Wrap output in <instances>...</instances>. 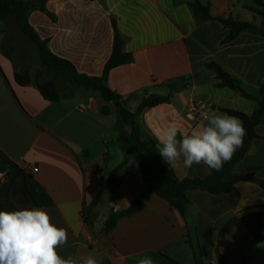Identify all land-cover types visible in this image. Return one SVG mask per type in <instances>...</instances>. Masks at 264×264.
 I'll list each match as a JSON object with an SVG mask.
<instances>
[{"label": "crops", "instance_id": "crops-1", "mask_svg": "<svg viewBox=\"0 0 264 264\" xmlns=\"http://www.w3.org/2000/svg\"><path fill=\"white\" fill-rule=\"evenodd\" d=\"M194 0H47L29 23L50 51L89 77H102L113 53L116 21L125 51L133 62L110 71L107 87L131 100L137 112L151 95L168 103L138 114L144 140L175 126L188 134L203 124L200 113L230 109L252 115L255 99L219 87L216 63L240 81L243 90L258 96L264 85L263 17L254 0H200L214 18H233L258 29L224 43L229 30L218 21L200 23ZM1 22V21H0ZM4 25H1L0 27ZM0 36V210L42 207L52 222L68 231L59 254L92 255L99 264H137L150 256L155 264H198L187 242L188 223L196 226L205 264H264V187L247 177L264 180V123L259 138L236 166L241 177L235 191L212 195L189 191L190 218L186 221L170 204L148 194L144 210L124 217L110 232L109 218L130 208L148 190L142 158L125 161L118 114L102 95L84 88L69 99L48 101L36 83L22 86L15 66L2 51ZM109 114H103L104 106ZM38 168L37 173L32 169ZM179 179L206 178L204 164L174 167ZM114 183L103 190L102 178Z\"/></svg>", "mask_w": 264, "mask_h": 264}, {"label": "trees", "instance_id": "trees-1", "mask_svg": "<svg viewBox=\"0 0 264 264\" xmlns=\"http://www.w3.org/2000/svg\"><path fill=\"white\" fill-rule=\"evenodd\" d=\"M46 1L47 0L43 1L42 6L39 8L40 10H44ZM254 2L257 6L263 8L262 10L257 8H254L253 10L255 13L263 17L264 31V0H254ZM190 6L198 22L206 23L209 21H218L229 30L224 43L234 41L244 32L258 30L252 23L240 22L231 17L226 19L214 18L210 14V7L204 5L200 0L192 1ZM36 9L37 8L34 7L29 0H0V21L4 23L6 28L10 18H15V21L22 32H24L37 46L40 62L44 70L61 77L67 84L64 88L65 94L61 92L55 80L40 83L38 78L33 80L30 73L24 69H15L17 83L22 86L29 85L32 82L36 83L44 98L51 102H56L61 99H69L79 88L100 93L104 101L108 104L112 103L117 110L122 148L126 156L123 164L116 169L112 175L125 167L128 164L130 157L138 155L142 158L141 171L143 179L148 185V190L134 200L129 209L113 214L109 218L106 224L107 232L113 230L122 218L132 216L144 210L146 207L145 199L148 194L151 193H155L162 199L166 200L173 210L178 212L186 221H188L190 218L191 205L187 197L189 191L199 190L212 195L228 194L235 191L236 183L244 179V177L235 173V168L247 155L252 142L259 138L256 133V128L264 123V85L260 87L258 96H252L243 90L239 80L226 72L220 65L216 63H209L206 65L209 70L216 73V77L220 81L218 85L219 87L231 88L239 92L244 98L257 100L258 108L252 115H247L236 110L222 109L223 112L234 115L243 122L247 133L244 137L243 146L236 151L230 161L223 164V167L219 171L209 168L210 174L208 177L179 179L175 173L174 167L169 166L157 152L156 142L152 139H143L141 128L137 122L139 113L145 109L154 108L161 104L168 103L170 98L151 95L143 99L138 111L134 113L127 107L131 97L124 98L107 87L106 83L111 70L133 62V55L125 51V42L120 35L116 21H113L115 29L113 53L106 63L104 74L102 77H89L80 74L69 61L54 55L48 48L47 41L40 39L29 23V16L31 12ZM1 44L4 55L12 60L5 50V41L2 40ZM102 113L109 114V107L107 105L103 107ZM127 128L131 131L128 132L126 130ZM112 175L109 180L102 178L101 186L103 190L107 189L114 183ZM247 179L255 181L264 187V180L256 179L254 176H249ZM187 223V242L194 250V255L198 264H205L204 259L207 255L204 254L200 248L197 239L196 226L193 223Z\"/></svg>", "mask_w": 264, "mask_h": 264}, {"label": "clouds", "instance_id": "clouds-1", "mask_svg": "<svg viewBox=\"0 0 264 264\" xmlns=\"http://www.w3.org/2000/svg\"><path fill=\"white\" fill-rule=\"evenodd\" d=\"M200 116L204 123L188 134L169 126L157 136V152L169 166L182 160L186 168L202 163L219 171L243 146L247 133L238 117L213 110ZM67 243V229L53 223L45 208L0 210V264H99L92 255L63 257L59 249ZM137 264L155 262L143 256Z\"/></svg>", "mask_w": 264, "mask_h": 264}, {"label": "rangeland", "instance_id": "rangeland-1", "mask_svg": "<svg viewBox=\"0 0 264 264\" xmlns=\"http://www.w3.org/2000/svg\"><path fill=\"white\" fill-rule=\"evenodd\" d=\"M0 23L4 25L3 22ZM0 36L5 41V50L10 55L15 69L28 71L31 78L33 80L38 78L40 83L55 80L61 92L65 94L64 88L67 84L61 77L44 70L40 62L37 46L22 32L15 18H10L6 28L3 26L0 27Z\"/></svg>", "mask_w": 264, "mask_h": 264}, {"label": "built area", "instance_id": "built-area-1", "mask_svg": "<svg viewBox=\"0 0 264 264\" xmlns=\"http://www.w3.org/2000/svg\"><path fill=\"white\" fill-rule=\"evenodd\" d=\"M38 171H39L38 168H34V169H32V172H33V173H37ZM6 178H7L6 173H0V180H5ZM114 213H119V211H118L117 208L114 209Z\"/></svg>", "mask_w": 264, "mask_h": 264}, {"label": "water", "instance_id": "water-1", "mask_svg": "<svg viewBox=\"0 0 264 264\" xmlns=\"http://www.w3.org/2000/svg\"><path fill=\"white\" fill-rule=\"evenodd\" d=\"M29 1L33 4L34 7L40 8L42 6L44 0H29ZM126 130L128 132L131 131L129 128H127Z\"/></svg>", "mask_w": 264, "mask_h": 264}]
</instances>
